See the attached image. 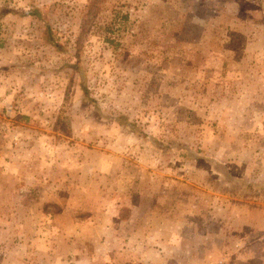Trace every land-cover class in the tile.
<instances>
[{
    "label": "rangeland",
    "instance_id": "rangeland-1",
    "mask_svg": "<svg viewBox=\"0 0 264 264\" xmlns=\"http://www.w3.org/2000/svg\"><path fill=\"white\" fill-rule=\"evenodd\" d=\"M0 264H264V0H0Z\"/></svg>",
    "mask_w": 264,
    "mask_h": 264
},
{
    "label": "crops",
    "instance_id": "crops-1",
    "mask_svg": "<svg viewBox=\"0 0 264 264\" xmlns=\"http://www.w3.org/2000/svg\"><path fill=\"white\" fill-rule=\"evenodd\" d=\"M97 229H102V227L101 226H97ZM105 229H106V227H105Z\"/></svg>",
    "mask_w": 264,
    "mask_h": 264
}]
</instances>
